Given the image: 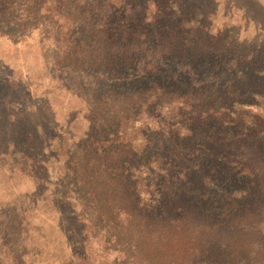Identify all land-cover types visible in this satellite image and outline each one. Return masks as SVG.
<instances>
[{
  "label": "rangeland",
  "instance_id": "obj_1",
  "mask_svg": "<svg viewBox=\"0 0 264 264\" xmlns=\"http://www.w3.org/2000/svg\"><path fill=\"white\" fill-rule=\"evenodd\" d=\"M150 2L165 11L155 22L146 19ZM121 3H110L100 12L92 10L96 4L89 13L83 9L73 33L87 50L82 60L84 74L96 80L90 107L64 84L52 81L44 66L38 39L49 30L50 18L44 10L40 12V1L16 0L17 10L0 8L4 27L0 58L15 69L17 79L24 80L18 101L30 107L23 109L17 103L13 116L4 121L3 133L25 141L26 131H31L43 155L57 160L56 144L65 135L76 137L65 162L67 173L50 177L58 201L69 205L77 201V212L94 221L102 238L86 244L87 264H262L263 259L257 261L264 257L260 182L240 172L250 165L242 158L243 147L255 154L264 150V135L259 136L264 131V98L236 103L231 101L230 89L241 96L264 89V64L256 70H245L248 63H242L239 71L224 67L220 74L209 67L220 62L219 57H193L182 50L185 45L214 51L213 45L225 41L258 42L248 46L264 60V43H260L264 40V0ZM189 22L197 23V29L184 26ZM153 42L174 53L167 66L154 73L146 69V53L135 50L136 45L141 50ZM61 71L63 78L70 76L66 69ZM109 71L121 72L114 79ZM52 74L60 77L59 72ZM66 83L71 87V81ZM156 85L185 95L192 108L180 111V120L170 115L171 121L167 105L164 109L151 106L146 111L155 122L147 120L144 112L134 125L122 124L120 116L135 101L132 97L145 100L147 91ZM28 88L31 100L26 98ZM112 107L118 111L112 114ZM139 112L140 106L132 114L136 118ZM246 115L258 123L248 132L242 128ZM14 118L23 123L22 129L10 127ZM120 127L128 133L127 142L120 140ZM133 128H140L142 138H136ZM244 135L251 137L249 142ZM77 164L82 165L78 180L73 177ZM22 167L26 163L21 154H6L0 145V217L6 218L10 211L12 218L19 219L14 203L35 191V182L20 172ZM33 217V222L42 225L51 248L69 255V243L64 245L56 219L35 213ZM127 220L130 237L123 230Z\"/></svg>",
  "mask_w": 264,
  "mask_h": 264
},
{
  "label": "trees",
  "instance_id": "obj_2",
  "mask_svg": "<svg viewBox=\"0 0 264 264\" xmlns=\"http://www.w3.org/2000/svg\"><path fill=\"white\" fill-rule=\"evenodd\" d=\"M39 1L41 4L39 5L40 12L44 10L45 14L50 18L48 26L49 30L43 37L38 39L44 66L50 72L52 81L64 84L68 92L72 95L75 92L77 96L76 98H81V102L90 107L91 105L88 103V100L94 94L93 92L95 90L93 89L97 87L95 85L96 80L94 77V79L91 80V78L84 74V72L87 71L83 70L82 60L85 59L84 54L87 50L82 41L77 42L75 40L73 33L80 23V16L83 17V9L85 12L89 13L91 10L90 7L96 4L95 8H92V10L100 12L103 7L110 5V3L121 5V0H35V2L38 3ZM99 1H102L103 4L100 5ZM15 2L16 0H0V8L11 7L12 9L14 8V10H17ZM1 12L2 10H0V15ZM164 14L165 11L160 10L157 4L150 2L149 8L146 12V19L155 22L158 19H161ZM184 26L191 28V30L194 31L197 29L198 24L189 22L185 23ZM2 28L4 27L0 25V32L3 33ZM28 34L29 32L27 31V35ZM219 37L220 36L218 35L215 39L218 41ZM152 39L155 41L154 37ZM261 42L264 43V40L261 39L260 43ZM210 43L212 44L213 42L210 41L209 44ZM255 44L259 45L258 42L249 44L248 41H244V44H234L231 41H225V43L220 45H213L215 46V49L213 46L211 48L214 49V51L207 49V46L206 48H203L202 46L197 48L185 45L182 53L185 54L189 52L193 57L214 54L216 57L220 58V62L215 61L213 64H209V67L210 69L216 68L220 74L224 73H221L224 67L239 71L242 63H248L246 64L245 70H256L258 65L264 64V60L259 59L257 57L258 53L255 55L249 49L250 47L248 45ZM144 46L145 48L140 50L138 45H136L135 50L139 53H146L147 60L149 61L146 69L153 71V73L160 71L164 68V66H167L168 58L174 54L172 53V50H169V47L162 48V46H158L157 43L154 42L151 45H148V47L147 45ZM248 52V55H244ZM213 60L214 59L210 62L212 63ZM225 63H227L226 66H224ZM66 64L70 66L65 68ZM228 64L230 67H228ZM62 68L71 72L69 77H62ZM230 69L228 70L229 76L232 75V71ZM14 71V68L0 58V145L5 147L6 154H9L11 151L21 154L22 160L26 163V167H22L20 172L26 177L29 176V178L35 182V191L30 194L29 197H26L24 201H17L14 203L15 210L18 211L19 219H16L15 217L12 218L9 215L10 211L5 213L6 218L0 217V264H87L90 261V256L86 250V244L92 240L100 242L99 238H102L96 231L97 227L94 221L86 218L82 213L79 214L77 212V201H73L74 204L72 205H69L67 201H58L57 193L53 187L54 184L51 182L50 177L51 173L62 172L57 173L60 175L67 173L65 172V162L69 160V150L74 145L73 139L76 137L65 135L61 144L59 142L56 144L55 150L59 151V160H57L48 159L43 155V152L41 151L42 147L38 145V140H35L33 132L31 133V131H26L25 141L24 139L22 140V138L20 139V136L14 137L13 139V137H9V135H5L3 133L1 128L4 127V121L9 118V116H13L12 111H14L17 103H19L23 109H30V107H28V103L24 102L23 104L18 101V98H20V92L23 91L21 86L23 87L24 80L17 79ZM55 72H59L60 77L52 74ZM109 72V75H111L112 78H116L121 71ZM63 79L71 81V87L68 86L66 81ZM29 89L30 88H28V93H26V98L31 100L32 94ZM230 90H232L231 101L240 104H244L247 101H260L261 98H264V89L254 90L250 93L242 95L243 97L239 95V93H234V88ZM247 96L249 97L245 101L243 98ZM132 98H134L135 101L128 104L125 111H123V115L120 116L122 124L132 123V125H134L144 112L149 116L146 117L147 120L155 122V120L152 119L146 111V109L151 106H157L160 109H164L167 105L169 107V109H167L169 115L168 118L171 121L176 119L180 120L182 118L180 111L192 108H190V101L187 100L185 95L182 96L178 93L170 92L158 85L147 91V99H140L138 95H134ZM159 103H161V105H159ZM138 106H140V112L135 118L132 113L134 108ZM112 108V114L115 111H118L116 107ZM89 112L86 114L87 120L89 119ZM170 115L174 118L173 120ZM78 117H81V115ZM14 119L15 120H13V124H10V127L15 129L20 126L17 129H22L21 126L23 123H20L17 118ZM242 121H246V123H242V128L246 132L250 131L248 130L250 127H258L257 121L253 119L252 116H243ZM235 123L236 121H234V124ZM132 131L136 138H142L140 128H133ZM40 134H44L43 130L40 131ZM119 134L120 140L122 142H127L126 139L128 133L126 129L122 131L120 127ZM260 135H264V131H260L259 136ZM77 136L79 137L80 135ZM244 137L247 142L251 139V137L247 139L248 135H244ZM103 144H105L104 141ZM140 150L141 147H137V151ZM242 150L243 160L248 161L250 165L247 163V165L241 169L240 174H245L247 177L252 179L253 182L255 179L259 180L260 193L264 206V150H256L257 154L252 151V148L247 146L243 147ZM103 152L104 147L101 148L100 153L103 154ZM79 168H82L81 164H77L73 173V177H77V180L80 173ZM261 210L262 211L259 213L264 215V207ZM34 213L37 217L50 216V219H56L55 228L58 230V233L64 241V245L69 243V255H65L63 252L51 248L50 242L43 232L42 225L33 222ZM259 222H261V220ZM261 223H264V220ZM126 225L127 227L123 228V230L130 237V220H127ZM35 227L37 228L35 229ZM258 228L261 227L258 226ZM261 233L264 237V230ZM262 244L264 249V240ZM103 246L106 250L108 245L106 243L103 244ZM134 247L137 248V245L135 244ZM67 248L68 246L65 249ZM261 259H263L262 264H264V257L257 261L259 262ZM253 261L254 258H252V262Z\"/></svg>",
  "mask_w": 264,
  "mask_h": 264
}]
</instances>
